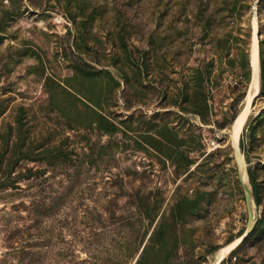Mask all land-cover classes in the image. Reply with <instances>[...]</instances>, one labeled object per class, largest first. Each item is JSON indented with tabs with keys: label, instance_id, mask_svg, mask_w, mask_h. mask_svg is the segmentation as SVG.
<instances>
[{
	"label": "rangeland",
	"instance_id": "rangeland-1",
	"mask_svg": "<svg viewBox=\"0 0 264 264\" xmlns=\"http://www.w3.org/2000/svg\"><path fill=\"white\" fill-rule=\"evenodd\" d=\"M255 14L264 59V0H0V149L8 135L16 148L22 130L36 157H19L15 172L46 170L0 188V264H89L96 210L116 196L115 211H134L137 191L165 199L167 213L201 200V213L179 221L190 243L169 264H214L257 220L223 260L264 264L261 76L239 151L233 139L250 85L238 39L250 32L252 44ZM58 150L72 154L52 176L41 153ZM67 171L78 174L68 207L36 213L33 202Z\"/></svg>",
	"mask_w": 264,
	"mask_h": 264
},
{
	"label": "trees",
	"instance_id": "trees-1",
	"mask_svg": "<svg viewBox=\"0 0 264 264\" xmlns=\"http://www.w3.org/2000/svg\"><path fill=\"white\" fill-rule=\"evenodd\" d=\"M243 39L238 40L242 44L243 50L240 54V66L244 69L246 79L250 83L251 81V66H250V54L248 53V47L251 45V33H243ZM262 48V42H261ZM261 52L260 56V68H261V91L264 93V59ZM7 110L5 101L0 100V117ZM264 114V109L260 112L259 116ZM18 132L19 139L16 148H10L9 138L6 136V142L0 149V188L7 186H17V181L20 179H38L45 174V169H27L26 173L22 171L15 172L14 167L19 162V157L32 158L36 155L30 148L25 149V136H23L22 130ZM52 154V152H50ZM43 154L46 159H49V169L54 174L59 169L67 168L65 163L71 156L72 151L58 150L55 154ZM51 155V156H50ZM10 159L7 163L4 160ZM15 158L16 163L13 162ZM62 161H61V159ZM56 171V173H55ZM251 177V174H249ZM78 174L66 172V181L57 183L58 188H55L53 184L46 185V188L42 191L44 196L35 200L32 204L36 213L40 209H45L46 213L52 211L57 206L68 207L67 200L73 199L76 194ZM49 179L46 180L48 182ZM45 182V183H46ZM254 188V195L256 201L259 202V195L257 192L256 184L253 179L251 180ZM35 183V182H34ZM36 184V183H35ZM118 184L120 190L126 189V184L119 180ZM117 186V187H119ZM46 195V196H45ZM132 198L128 202L131 206H134V211L121 212L115 211L114 206H118V198L106 199L99 210H96L93 215L94 218V236L98 240L96 250L90 253L89 264H129L131 260H135L138 256L137 264L152 260L155 264H169L171 261L178 260L179 253L176 250L179 245L187 246L188 237L184 226H180L179 221H185L188 216L187 213L193 212L198 206L196 213L202 212L201 200H189L187 197L182 198L175 203V209L167 213L166 211L160 212V208L165 199L159 198L153 193L144 194L141 191H137L135 195H131ZM191 206V209L187 208ZM194 206V207H193ZM190 213V214H191ZM261 220H257L254 229L249 235L242 241L238 248L246 243L248 240L254 237L256 234ZM245 231L239 235L242 236ZM178 245V246H177ZM236 248V249H238ZM231 252L230 256L236 251ZM26 254V253H24ZM225 260L221 264H225ZM179 264H184L180 262Z\"/></svg>",
	"mask_w": 264,
	"mask_h": 264
},
{
	"label": "bare ground",
	"instance_id": "bare-ground-1",
	"mask_svg": "<svg viewBox=\"0 0 264 264\" xmlns=\"http://www.w3.org/2000/svg\"><path fill=\"white\" fill-rule=\"evenodd\" d=\"M258 34H259V21H258L257 14H255V16L253 17V20H252L253 74L251 75V81H250L249 89H248L247 95L245 96L244 108L241 110V112L239 113L238 117L236 118V120L234 122L233 139H234V144H235V148L237 151H239L238 146H237V142H236L238 133H239L241 126L244 123V121L249 117L253 102L259 93L258 87L260 84L261 68H260V43H259V38H258L259 35ZM238 155L240 156V154H238ZM240 157H242V155ZM241 167H242L241 170L243 171L242 173L246 174L245 173L246 165L244 163H242ZM252 228H254L253 225H251V227L248 229V231L243 236H240L234 243L227 245L226 247L221 249L217 253L216 261L214 264H220L223 261V258L227 252H229L230 250L239 246L240 243L242 242L243 238L246 236V234L253 230Z\"/></svg>",
	"mask_w": 264,
	"mask_h": 264
},
{
	"label": "water",
	"instance_id": "water-1",
	"mask_svg": "<svg viewBox=\"0 0 264 264\" xmlns=\"http://www.w3.org/2000/svg\"><path fill=\"white\" fill-rule=\"evenodd\" d=\"M258 35H259V34H258ZM252 41H253V38H252ZM252 45H253V42H252V44H251V50H250V66H251V70H252V74H253V64H252ZM252 74H251V75H252ZM238 170H239V169H238ZM255 225H256V224H255ZM254 227H255V226H254ZM253 229H254V228H253ZM249 233H250V232H249ZM249 233L246 234V236L243 238V240L249 235ZM244 234H245V233H244ZM244 234H243V235H244ZM243 235H242V236H243ZM243 240H242V241H243ZM241 243H242V242H241ZM220 264H221V263H220Z\"/></svg>",
	"mask_w": 264,
	"mask_h": 264
},
{
	"label": "built area",
	"instance_id": "built-area-1",
	"mask_svg": "<svg viewBox=\"0 0 264 264\" xmlns=\"http://www.w3.org/2000/svg\"><path fill=\"white\" fill-rule=\"evenodd\" d=\"M216 141L214 140H209V142H207V147H208V150H212V149H215L217 147L216 145Z\"/></svg>",
	"mask_w": 264,
	"mask_h": 264
}]
</instances>
